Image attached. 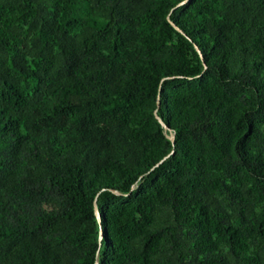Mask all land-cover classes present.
<instances>
[{
    "label": "trees",
    "instance_id": "obj_1",
    "mask_svg": "<svg viewBox=\"0 0 264 264\" xmlns=\"http://www.w3.org/2000/svg\"><path fill=\"white\" fill-rule=\"evenodd\" d=\"M183 1L0 0V264H264V0Z\"/></svg>",
    "mask_w": 264,
    "mask_h": 264
},
{
    "label": "water",
    "instance_id": "obj_2",
    "mask_svg": "<svg viewBox=\"0 0 264 264\" xmlns=\"http://www.w3.org/2000/svg\"><path fill=\"white\" fill-rule=\"evenodd\" d=\"M186 2H188V0L179 3L177 6H180V5H182V4L186 3ZM168 21H169V22L171 23V25H173L178 31L181 32V30H180V29H179V28H178V27H177V26H176V25H175V24L169 19V16H168ZM195 48H196V50L198 51V53L200 54V56H201V58H202V60H203V56H202V54H201V52H200L198 46L195 45ZM159 104H160V102L158 101V103H157V109L155 110V115H156L158 121H159V122L161 123V125L164 127V130H165V132L167 133V137L172 141V143H174V141H175V136H174V134H173L172 129L169 128V127L163 122V120L158 116V112H157V110H158ZM173 153H174V150H172V151H171V152H170L165 158H163L159 163H157V164L152 168V170H153L155 167L159 166L161 163H163L164 160L167 159L169 156H171ZM94 210H95V214H96V216H97L99 222H101V214H100V212H99V210H98V207H97V204H96V200H95V202H94ZM102 239H103V232H101V235H100V241H101Z\"/></svg>",
    "mask_w": 264,
    "mask_h": 264
}]
</instances>
